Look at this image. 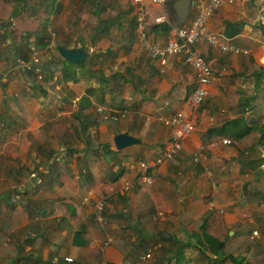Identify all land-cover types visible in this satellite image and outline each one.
<instances>
[{
	"label": "crops",
	"instance_id": "crops-1",
	"mask_svg": "<svg viewBox=\"0 0 264 264\" xmlns=\"http://www.w3.org/2000/svg\"><path fill=\"white\" fill-rule=\"evenodd\" d=\"M257 3L262 0H234L211 17L209 31L218 35L221 45H196L213 69L197 111L189 105L195 71L181 56L153 58L145 48L148 40L163 45L169 38L170 30L156 25L178 24L166 4L53 0L47 38L40 42L32 36L27 46L33 50L34 45L42 65L64 59L59 46L87 49L89 57L76 68L71 64L76 78L68 80L56 70L42 73V79L24 69L11 71L17 47L3 36L6 30L0 22V113L5 118V124L0 123V264H209L192 248L166 261L159 236L165 230L177 240L188 239L183 226L194 228L208 209L223 214L228 236L236 233L227 242V253L249 259L264 251V243L255 249L246 241L251 232L262 235L264 242V200L254 194L264 186V174L259 175L264 159L258 166L252 160L258 152L264 158V74L254 76L262 61L253 60L264 53V35L251 15L255 9L264 14V9ZM140 14L147 19L144 38L138 28ZM110 18L113 21L105 23ZM227 21L233 25L225 26ZM231 46L248 52L236 54ZM18 52L19 59L33 56L22 48ZM115 72L126 81L114 101L106 93V105L92 96L82 102L88 88L100 86V77ZM35 85L45 90H34ZM244 96L250 102L243 110ZM121 100L127 105L125 116L104 117L118 114ZM175 114L188 116L194 128L179 155L167 159L172 128L159 116ZM241 115L252 127L243 137L212 133ZM59 121L68 124L74 151L61 142L59 131L64 128L53 126ZM125 131L141 142L117 150L113 137ZM225 138L230 143H224ZM201 145L205 149L200 152ZM90 147L98 149L96 157L87 156ZM54 161L67 176L50 184ZM142 162L148 182L141 176ZM127 179L134 182L130 190L123 188ZM60 198L73 201L76 217L59 215ZM245 241L246 247L240 246Z\"/></svg>",
	"mask_w": 264,
	"mask_h": 264
},
{
	"label": "trees",
	"instance_id": "trees-1",
	"mask_svg": "<svg viewBox=\"0 0 264 264\" xmlns=\"http://www.w3.org/2000/svg\"><path fill=\"white\" fill-rule=\"evenodd\" d=\"M254 1V0H253ZM53 0H0V22H3V27L5 28L4 37L10 40V43L15 44V54L14 65L17 64L18 60L30 61L27 54L22 55L20 59L18 58V48H22L24 51L32 50L27 46V43L30 41L32 36L38 37V40L42 42L46 37L45 32L47 31L48 17L53 11L52 8ZM260 9H255L251 12V15L255 18L254 26L257 30L264 35V14ZM113 21L112 18L105 21ZM233 25L232 22H225V26ZM156 28L162 29L164 31L170 30V25H164L162 23L156 25ZM1 33V32H0ZM41 33H44L41 35ZM55 56H59L56 54ZM92 57V56H91ZM259 57L261 59L260 69L257 71L254 76H262L264 74V53H260L257 56H253V60L258 61ZM80 65L76 63H70L68 60L60 59L57 63L50 59L46 64H39L42 70V73H47L51 71H61L62 76L65 79H75L76 71L75 68ZM30 73H34L33 69H28L26 67H20ZM109 80H112L114 83L111 85H105ZM126 81V78L121 72L112 73L109 77L102 76L100 77V86L99 87H90L86 90V95L82 98V102L86 101L89 97L92 96L95 98L96 102L101 105H106L105 94L109 93L112 101L116 99L118 95L121 94L123 85ZM34 90L44 91V85H35ZM5 102V101H4ZM3 102V103H4ZM247 102H250V98L244 96L240 102L243 110L247 106ZM90 104H85L84 108H87ZM126 104L124 100H121L119 104L120 112H118V119L125 116ZM100 109V108H99ZM116 119V120H118ZM5 118L0 113V123L5 124ZM62 120V119H60ZM59 123V124H58ZM234 126L229 128V126ZM239 124L243 128L239 130ZM53 126L55 128H60L62 126L64 130L59 131V137L61 142L66 146V149L74 151L75 146L71 141H68L71 133L68 131L69 127L65 121L54 122ZM252 130V127L247 124L245 121L244 115L239 116L238 118L228 121L221 125L219 129L215 127L212 130V133L217 135L228 134L236 139H239L246 135ZM4 131L0 129V142L3 140ZM108 144H104L103 147H107ZM96 147H90L87 150V156L96 157L97 153ZM264 158L261 155V152L257 153V157L253 158V163L256 166L261 164V161ZM59 162L54 161L50 165V174H49V183H55L58 179L65 178L67 172L61 171L58 168ZM261 172V173H260ZM259 175L264 174L263 171H260ZM248 185V183H244ZM76 187V186H75ZM246 188V187H245ZM261 201L264 200V186L261 190L254 192ZM260 201V202H261ZM56 203L61 208L59 215H73L77 216V209H73V201L68 198H60ZM73 211H70L69 209ZM181 219V215H180ZM184 231L188 235V239L177 240L170 232L161 230L159 231V236L163 242L161 249L165 250L167 256H165L166 261H170L172 258H179V252L181 249L192 248L197 251L198 256L204 258L208 261L209 264H223L226 260H230L229 264H250L249 261H245V258L234 257L227 253V242L230 238L235 237L236 233L232 236H228L227 225L225 223L223 214L217 209H208L202 220L194 228H186L183 226ZM162 253V250H161ZM162 255V254H161ZM128 260V257H125ZM120 264H127L126 261H123Z\"/></svg>",
	"mask_w": 264,
	"mask_h": 264
},
{
	"label": "built area",
	"instance_id": "built-area-1",
	"mask_svg": "<svg viewBox=\"0 0 264 264\" xmlns=\"http://www.w3.org/2000/svg\"><path fill=\"white\" fill-rule=\"evenodd\" d=\"M143 0H133L135 3H140ZM155 4L165 5L169 0H151ZM234 0H191V11L188 21L183 24H174L171 26L170 35L167 42L163 45L154 43L153 41H146L145 48L153 58H161L169 55H178L183 58L196 73V86L189 96V105L193 111H197L205 101L207 96V84L213 78V69L210 63L205 59L202 52L197 48L199 43H208L211 46H220V40L216 33L209 31V21L214 15L217 9L223 4L232 3ZM139 33L144 38L148 32L146 15L140 14L137 17ZM32 58L30 61L18 60L17 66L33 69L38 75L39 79H42L43 74L40 67V58L38 57L34 45L31 46ZM230 50L236 54L247 53L248 51L237 46H231ZM102 108H100V111ZM104 117L116 120L117 114L105 115ZM159 119L166 125L172 128V138L165 149L164 156L167 159L175 158L179 155L183 148L184 140L191 134L194 128V122L188 116L182 114H175L169 117L163 115L159 116ZM224 143H230V140L225 138ZM205 149L204 145L199 147V151ZM198 154L195 155V160L198 161ZM141 176L144 181H150L149 175H147V166L144 162L141 163ZM134 187V182L131 179H127L123 188L130 190ZM103 206V202L99 203V207ZM105 224V221H102ZM147 256H150L148 253ZM67 261H71L72 258L65 257Z\"/></svg>",
	"mask_w": 264,
	"mask_h": 264
},
{
	"label": "water",
	"instance_id": "water-1",
	"mask_svg": "<svg viewBox=\"0 0 264 264\" xmlns=\"http://www.w3.org/2000/svg\"><path fill=\"white\" fill-rule=\"evenodd\" d=\"M190 4L191 0H170L166 3V5L171 7L173 10L174 16L176 17L179 24H183L187 20L191 10ZM58 53L64 59L76 64L83 63L90 55V52L83 47L68 48L59 46ZM140 142L141 139L139 137L127 131L117 133L113 137V143L117 150H122Z\"/></svg>",
	"mask_w": 264,
	"mask_h": 264
},
{
	"label": "rangeland",
	"instance_id": "rangeland-1",
	"mask_svg": "<svg viewBox=\"0 0 264 264\" xmlns=\"http://www.w3.org/2000/svg\"><path fill=\"white\" fill-rule=\"evenodd\" d=\"M259 3V2H258ZM256 4V5H258V6H260L262 9H264V0H262V3L261 4ZM261 10V9H260ZM4 46V48L5 49H7V50H9V45H8V43H4L3 44ZM39 57V56H38ZM40 58V57H39ZM20 68L17 66V65H14V63L12 64V67L10 68V70L11 71H17V70H19ZM253 228V227H252ZM247 229L248 230H250L251 229V227H247ZM253 230H255V228L253 229ZM256 230H257V228H256ZM263 233H264V231H262ZM251 234H253V233H251L250 232V234H248V236H247V242L249 243V246L252 248V247H254L255 249H259L260 248V246L259 245H261V244H263L264 242H261L262 240H263V237H262V235H261V238L259 237V236H257V234L256 233H254L252 236H251ZM246 241L245 242H242L241 244H240V246H244L245 245V247H246ZM230 246V245H229ZM236 250H238V247H236L235 248ZM261 250V249H260ZM244 252V251H243ZM240 257H242V256H239V258ZM245 259H247L248 261H249V263L250 264H264V251H260V255L259 256H255V255H253V256H250V258L248 259V258H246L245 257Z\"/></svg>",
	"mask_w": 264,
	"mask_h": 264
}]
</instances>
